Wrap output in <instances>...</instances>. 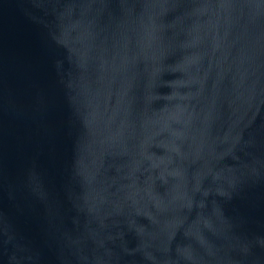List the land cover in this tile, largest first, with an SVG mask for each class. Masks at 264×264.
I'll return each instance as SVG.
<instances>
[{"label": "water", "instance_id": "obj_1", "mask_svg": "<svg viewBox=\"0 0 264 264\" xmlns=\"http://www.w3.org/2000/svg\"><path fill=\"white\" fill-rule=\"evenodd\" d=\"M0 264H264V0H0Z\"/></svg>", "mask_w": 264, "mask_h": 264}]
</instances>
